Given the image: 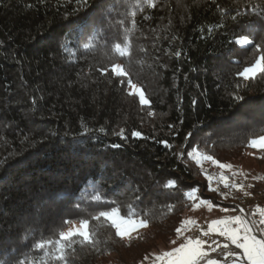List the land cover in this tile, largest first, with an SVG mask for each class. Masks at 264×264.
Wrapping results in <instances>:
<instances>
[{"label": "trees", "instance_id": "obj_1", "mask_svg": "<svg viewBox=\"0 0 264 264\" xmlns=\"http://www.w3.org/2000/svg\"><path fill=\"white\" fill-rule=\"evenodd\" d=\"M256 45L264 0H0V264H144L175 238L219 198L200 159L264 136ZM112 207L146 227L120 237Z\"/></svg>", "mask_w": 264, "mask_h": 264}, {"label": "rangeland", "instance_id": "obj_2", "mask_svg": "<svg viewBox=\"0 0 264 264\" xmlns=\"http://www.w3.org/2000/svg\"><path fill=\"white\" fill-rule=\"evenodd\" d=\"M137 89V86H131V90L137 92ZM200 164L208 172L210 190H215L219 198L197 200L185 212L177 236L167 243L160 242L144 264H167V260L162 259L165 253L189 242L196 245L198 241L205 255L197 258L196 264H208L210 260L219 261V264H250L243 255V249H238L237 244H233L226 234L221 235L223 226L214 225L213 221L230 220L231 226L240 229V235L243 236L245 225L251 228L247 214L264 236V231H261L264 227L261 225V221H264V148L250 145L241 158L232 162L221 164L200 159ZM190 192L194 198L199 196L196 189ZM236 216L241 218V222L232 219ZM78 224L80 222H74L63 231ZM145 227L137 228L128 236ZM252 234L256 235L253 230Z\"/></svg>", "mask_w": 264, "mask_h": 264}, {"label": "snow or ice", "instance_id": "obj_3", "mask_svg": "<svg viewBox=\"0 0 264 264\" xmlns=\"http://www.w3.org/2000/svg\"><path fill=\"white\" fill-rule=\"evenodd\" d=\"M251 41L244 37H237V40L234 44L246 45L250 44ZM258 51L261 54L258 55L257 59L250 66L244 67L238 75L242 78L250 79L254 78L259 73H264V49H260L259 45H256ZM117 50L119 51L121 56L126 55V52L117 45ZM113 70L117 73V75L127 76V72H124L119 64L113 66ZM128 84L135 88V85L131 84V80L128 81ZM140 103L143 105L149 104V100L145 98V92L143 89H137ZM239 99H243V97H239ZM133 135L140 137V132H134ZM251 146L254 147H262L264 148V136H259L250 141ZM191 155V153H189ZM219 163V161H216ZM224 167H228L227 165H223ZM192 193H189L191 196ZM99 217H104L109 220L112 225L115 227L117 235L120 237L128 236L137 228L146 226L145 221L136 220L131 217H124L121 215L119 208L112 207L110 210L101 211L99 213ZM97 217V218H99ZM237 222H241V218L239 216L233 217ZM71 223V221H66ZM89 220L83 219L80 224L76 225L73 228H69L67 231H63L60 233L61 240H67L71 237L79 235L81 237L87 238L89 237ZM214 225H222L223 230L221 231V235H227L230 237L231 242L233 244H237L238 249H243V255L247 258V261L250 264H264V238H258L256 235L252 234V230L250 227L245 225L243 231L244 235H240V229L231 226L230 220H221V221H213ZM261 225L264 226V221H261ZM179 231V229H177ZM261 231H264V227L261 228ZM48 243H51L49 241ZM41 247L44 245L41 244ZM64 245L61 243L60 248H63ZM205 253L200 248V242L198 241L196 245H193L191 242L187 245H182L180 248L174 249L172 252L165 253L162 259L167 260V264H196L197 258L204 256ZM208 264H219V261H209Z\"/></svg>", "mask_w": 264, "mask_h": 264}, {"label": "bare ground", "instance_id": "obj_4", "mask_svg": "<svg viewBox=\"0 0 264 264\" xmlns=\"http://www.w3.org/2000/svg\"><path fill=\"white\" fill-rule=\"evenodd\" d=\"M246 217L248 219V222L250 223L252 230L255 232L256 236L258 238H264L263 234L260 232L259 228L254 224L253 220L250 219L247 214Z\"/></svg>", "mask_w": 264, "mask_h": 264}]
</instances>
